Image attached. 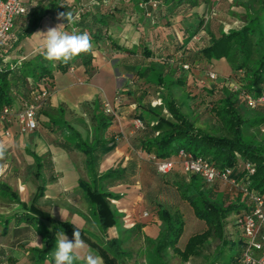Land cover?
<instances>
[{
	"label": "trees",
	"instance_id": "1",
	"mask_svg": "<svg viewBox=\"0 0 264 264\" xmlns=\"http://www.w3.org/2000/svg\"><path fill=\"white\" fill-rule=\"evenodd\" d=\"M210 1L96 0L94 5L88 3L79 6L78 21L71 27L76 28L77 33L87 32L95 43H110L108 45L115 48L117 52L126 53L127 57L138 55L151 59L150 65L144 68L134 66H124V68H129L127 74L133 83L136 81L135 78H139V81L144 80L154 87L165 90L158 93L160 107H164L171 114L173 120L155 114V107L152 105L136 106L130 114V118L140 119L144 128L138 129L137 135L131 140V145L134 150H140L151 155L146 160L152 167L153 174L160 176L165 188L177 190L174 189V192L179 193V198H182L189 205L194 216L204 222V229L190 236L183 250H178L176 244L184 228L182 215L179 210L172 209L157 198L159 196L157 194L159 189H157L153 194V202L156 201L155 215L161 221V229L156 239L160 247L159 252L170 247L184 260L200 257L202 259L200 264H241L239 256L243 239L240 237L236 243H229L225 232V219L233 212L237 214L242 210H249L248 202L242 193L235 190L228 191L218 184L210 187L198 175H190L188 182L182 176L179 184L178 180L165 179L164 176L166 175L159 174L155 165V159L170 158V156L176 155L181 148L191 152L194 156L207 158L212 164L220 168L237 165V153L242 156L243 160L254 163L255 170L250 175V189L264 195V146L244 137V130L241 126L244 120L240 114L241 103L246 107L241 96L242 93H249L255 97L264 95V0L241 1L240 5L243 7V14L240 16L241 24L235 28L225 30L217 22L205 23L201 16H198L194 22L185 20V27L181 24L179 27L175 25L180 17L191 13L195 7L202 3L209 4ZM78 2V0L70 2L52 0L48 5L29 11L27 15L15 19L14 26L6 39L0 41V107L11 105L19 108L38 86L41 84L51 86L55 71L66 72L68 68L78 64L89 76L91 75V51L81 54L68 64L45 60L42 49L30 59H26V55L19 56L17 54L13 57V62L9 61V51L18 46V50H21L23 39L34 33L44 17L49 15L61 24L68 25L66 20L57 19L58 14L71 11L75 15ZM141 2L146 5L140 7ZM139 17L145 20L143 27H145L147 37H153V41L148 44V38L144 37L142 43L138 44L139 47L133 46L131 48L108 41L109 25L115 20L120 22L124 19L125 21H133ZM24 22L26 25L22 27ZM135 24L136 30L144 32L141 26ZM16 25L19 29L17 37L11 35ZM158 27L162 29L158 30ZM165 27H171L173 38L170 44L163 47L162 42L161 45L158 44L157 33L159 34L158 31L161 32ZM153 28L155 29L152 32ZM201 29L205 30L208 41L199 37L201 41L198 40V45L200 47L196 50L187 49L186 43L200 34ZM11 47L12 49H10ZM179 59H184L183 63L186 64L189 62L192 64L196 62L212 64V62L221 59L228 62L233 70L230 75L231 79L239 84L240 90L235 93L221 91L222 97L218 99L217 106L211 108V111L219 119H222L224 127L228 129L227 135H213L204 132L196 128L194 123L180 112L170 90L172 84H176L178 87H184L185 84L183 63L181 62L179 67L173 66L174 62H179ZM112 60L111 62L116 64ZM178 68L181 70L179 77L175 79ZM129 94H132L131 91ZM100 107L101 102L98 100L85 103V108L90 117V126L93 130L91 142L88 139H83L80 133L63 121L62 109H59V121L51 118V122L60 126L58 122L62 120L70 130L69 136L61 145L63 148L70 149L73 147L84 154L85 167L90 180L79 179L78 187L87 203L93 208V213L98 217L99 223L105 228H111L117 224V215L108 201L109 197L115 198L114 194L109 192L107 188L117 183H130L136 174V163L130 161L125 167L118 165L99 174L97 147L103 144L105 146L103 152H109L115 147L114 141L109 146L104 143V132L112 125L114 117L100 111ZM153 115L156 116V119L151 118ZM261 122H264V117L256 118L248 125L252 126ZM32 157L36 175L40 177L41 182L35 197L37 199L43 195L45 188V182L41 177L43 165L40 156L32 153ZM244 175V172L235 170L234 177L237 179L241 180ZM210 188H218L219 191L223 190L225 193H222L223 196L219 199L218 194ZM3 189L9 190V187L0 185V190L3 191ZM229 195H234L237 198L229 200ZM179 198L176 200L180 201ZM16 202L23 204L18 197ZM24 206L28 211L21 217L27 224L34 225L35 220H37L36 216L51 222V230L48 233L52 240L58 231L62 230L66 235L73 237L74 231L79 230L85 245L96 251L102 257L104 264H121V255L125 252L122 249V240L117 236L101 243L71 221L52 218L49 213L39 209L34 202L27 205L23 204ZM211 240L219 243L212 247L210 245ZM227 245L230 248L226 252ZM48 250L46 248L42 251L44 253L37 252L40 263L50 256H45ZM225 253L227 254L225 255ZM227 256L228 259L225 258Z\"/></svg>",
	"mask_w": 264,
	"mask_h": 264
},
{
	"label": "rangeland",
	"instance_id": "2",
	"mask_svg": "<svg viewBox=\"0 0 264 264\" xmlns=\"http://www.w3.org/2000/svg\"><path fill=\"white\" fill-rule=\"evenodd\" d=\"M23 1L27 5L31 4V0ZM50 1L52 0H33L30 12L39 7H44L45 5H48ZM67 1L70 2L74 0ZM216 2L210 5V10L212 8H215L214 11L217 15V19L222 22V27L225 30L238 27L241 24L240 16H242L243 14V7L240 5L241 0H223L221 1L222 3L220 5L215 6ZM199 13L201 15L203 12ZM58 24L61 23L55 18L49 15L44 17L40 21V26L34 31V33L29 37L23 39V41L21 42L23 45L21 50H18L19 46L13 49L12 47L10 48L12 50L9 51V61L13 62V57L17 54L19 56L26 55V59L32 58L36 53H38L42 49L43 46V35L38 32H46L49 28L55 27ZM180 24L181 26H186L183 20H178L175 23V25H177L178 27L180 26ZM25 25L26 24L24 22L22 24V27ZM121 27V25H118L114 27V29H111L109 36L113 38L115 43H122L125 44L126 47H130L132 45V41H128L129 36L128 34H126L128 32L122 30ZM18 30V26L16 25L14 27V30H12L11 35L17 37ZM64 30L68 31L66 27L64 28ZM200 35H203L204 38H206L207 36V34L201 32V34L195 36L196 39L192 38L193 43L198 42L199 39L197 38H199ZM199 44L201 45V43ZM183 60L184 59H179V62H174L173 66H181ZM138 61L139 60H137L136 57L129 56L128 58H123L122 60H120L119 63L123 66V64H133L138 63ZM119 63L118 66L120 65ZM145 63L148 64V62ZM217 63L218 62L216 61L215 64ZM224 63H226L227 66L230 67L226 60L224 61ZM183 69L185 71L183 73L185 79L184 87H178L176 86V84H172L170 87L172 96L176 101L180 112L184 116H186L190 121H192L196 128L204 132H208L213 135H227L228 129L224 127L222 119H219L213 113V111H211V108L215 107V105L217 106L218 99L222 97L221 91L225 90L226 92L231 91L235 93L234 89L238 88L237 83L231 79L230 75H220V73L217 72V67H213L207 63L203 64L200 62H196L192 64L189 62L188 68ZM180 70L181 69L178 68L177 71L179 72ZM209 70H212L217 74L218 77L216 80H210L207 77V72ZM135 80L136 81L133 84H129L131 87L130 89H132L131 92L133 93V98L135 102L134 105H136L139 101L144 105H152L153 107H155V114H158L166 119L173 120L171 114L164 107H160L158 93L163 92L165 90L160 89L159 87L151 86L150 83H147L146 81L138 82L139 78H135ZM123 104L124 103H122L120 106H122ZM61 106L66 110L65 117L69 119L71 123L75 124L79 128L88 129V122H84L82 119L81 121L79 120L80 114H84L81 116V118L83 119H86L88 115V111L86 110L84 103L79 105V107L77 108H73L74 106L69 105ZM240 106H242L240 114L242 119L244 120V123H242L241 125L244 130V137L246 139L252 140L258 145L264 146V122L254 124L252 126L248 125L253 120H256V118L264 117V107H261L262 105L259 104V106H257L258 108L251 110L250 108L245 107L243 103H241ZM48 112L50 113V115H55L57 111L52 110L50 108ZM39 114L38 117L41 116L40 111ZM108 116L114 117L115 115L112 114ZM151 118L156 119V116L153 115ZM46 122L47 121H40V123L45 127ZM134 127L135 126L133 125V130L135 131L133 134L127 137V143L131 142L132 138L136 134L135 132L138 131ZM15 140L16 141L14 142V150H9V152H7L6 150L4 158L0 159V181L3 180L6 182V184L8 183L7 185H9L14 191H17V193L21 191L19 188H21L22 185L23 189L26 190L24 193L26 194L25 196L27 197V201L34 202L35 205L40 209L39 198H35L36 194L38 193V187H40L41 185L39 179L40 177L36 175L35 168L32 165V159L30 155L25 151L24 145L26 140L19 138H16ZM73 153H75L73 154V156L76 155L74 157H76L75 162L76 168L79 172V178L84 181H88V178H86V174L83 171L84 169H82L81 166L83 162V155L77 151H73ZM144 157L145 159H148L146 154H144ZM174 157L175 155L170 156V158ZM236 158L238 162H241L243 160L242 156L239 154ZM141 169V175L143 176V181L145 182L144 192L146 200L145 204H147V207H145L146 209L141 210L138 213L137 221L133 222V224L130 225L127 230H122L121 226H123V223L120 222L121 215L114 208V200L112 198L110 200V197L108 198L109 203L113 206L117 215V224L116 226H114L116 229V236L120 240H122V249L125 252L121 255V264H200L202 261L200 257H191L188 260H184L170 247L166 248L162 252H159L160 247L156 239L161 229V221L158 216L155 215L156 203L150 206V204L153 202V194L157 189H159L157 193L159 194V196L157 198L162 201V203H165V205L170 206L172 209L179 210L180 214L182 215L180 216L184 221V228L183 233L176 244L178 250H183V247L190 236L195 233L201 232L204 229V222L194 216L192 209L189 207V205L185 204L186 202L182 200V198H179L178 192H174L175 188H165L163 186L160 176L158 174H153L152 167L149 164H144ZM181 173L182 172H180L179 169L176 168L166 174V176L164 177L165 179L170 178L171 180H178V183L180 184V180L182 176H184L188 182L190 179V175H183ZM210 189L213 190L214 193L216 192L218 194L219 199L223 196L222 193H225L223 190L219 191L218 188ZM76 192L80 193V191ZM178 198L181 201V205L176 204V199ZM236 198L237 197L234 195H229V200H235ZM76 206L79 209H82L79 202L76 203ZM91 209V217L89 216L90 213L87 208H85L84 211L85 215L87 216V219L84 220L85 228L80 225H75L78 228L87 231L88 234L91 237H94L98 242H106L115 233L111 234L110 232H107L109 228H105L99 223L98 217L93 213V208ZM17 213L18 210L15 213L11 211L9 214L6 213V217H0V264H54V259L52 258L51 254L56 245V236L53 240L49 236L48 231L51 230V222L49 220H43L36 216L37 220H35L34 225L27 226L28 230L22 231V233H20V235L16 236L14 239L12 236L13 226H15V228L18 226L26 227L23 221H17ZM144 213H147V215H144ZM49 214L52 218H57L51 213ZM235 216L236 213L233 212L229 217L225 219V232L227 235V240L230 241L229 243H236L241 237L240 229L234 225ZM6 223L9 224L6 226ZM66 236L69 240L74 239L69 235ZM211 241L212 242L210 245L212 247L219 243L215 240ZM210 245L208 246L210 247ZM46 248H48L49 250L45 254V256H50L46 258L45 261L40 263V260L38 259L39 254L37 252H42L46 250ZM229 248L230 246L227 245L226 252ZM89 251L99 256L96 251H93V249H91L87 245L82 251V255ZM226 254L227 253H225V255ZM100 258L102 259V257ZM225 258L228 259V256ZM77 264H83V260L77 262ZM102 264H104L103 259Z\"/></svg>",
	"mask_w": 264,
	"mask_h": 264
},
{
	"label": "crops",
	"instance_id": "3",
	"mask_svg": "<svg viewBox=\"0 0 264 264\" xmlns=\"http://www.w3.org/2000/svg\"><path fill=\"white\" fill-rule=\"evenodd\" d=\"M216 1L212 0L209 2V4L202 3L201 5L195 7L191 13L185 15L184 17H180L179 20H189V22H194L198 16L202 15L205 23L210 21L212 23L217 22L221 24L222 22L217 19V15L214 11L215 8L210 10L211 4L216 2L215 6L220 5L222 3L221 1L223 0ZM199 12L203 13L200 15ZM135 23H137L138 26H141L144 32L136 30L137 26ZM144 23L145 20L141 17L138 19L135 18L133 21H125L124 19L120 22L119 20H115L109 25L107 32V37L109 39L108 41L115 43L113 38L109 36L110 30L114 29V27L118 25H121V29L125 30V32H128L126 33L129 36L128 41H132V45L130 47H126V45L122 43L115 44L126 48L138 46L139 43H142V39L144 37L148 38L145 27H143ZM171 26L173 27L172 24ZM160 28L161 27H158V30ZM154 29L155 28H153L152 32ZM155 32L157 31L155 30ZM158 32L159 34L157 33V35L159 38V45L162 44V46L164 45L163 47H165V45L171 43L173 38V31L171 30V27H165L163 30H161V32ZM201 32L205 33V30H201L200 34ZM200 37V39L204 38L203 35H200ZM149 38H151V36H149ZM149 38L147 40L149 41L148 44L150 41H153V37L151 39ZM205 39L207 40L208 37ZM106 44L105 42L95 43L92 41V70L90 76L78 64H72L75 66L74 71H71L69 68L66 72L55 71L54 78L50 86L51 96L43 104L41 107L42 109L40 108L41 116L38 117V128L35 131L22 135L19 133L16 126H12L10 127L11 135L6 136L4 134V125L0 122V143L5 144L6 150L9 152V150H14V142L16 141V138L26 140L24 148L32 159L33 167L34 159L32 157V153L42 158L43 169L41 171V177L45 182V188L43 195L39 198L40 209L51 213L53 216L57 217V219L67 221L69 220L76 225L84 227V220L87 219V216L84 212L85 208L88 209L89 213L90 211L92 213V207L87 203L78 187V181L80 178L79 172L76 168V157H74L76 155L73 156V154H75L73 151H77L83 155V162L81 166L82 169H84L83 171L86 174V178H88L87 180L89 181L90 178L85 167V156L82 152L76 150L73 147L66 149L61 145L64 143L66 137L70 134V130L64 125V122L72 126L78 133H80L83 139H88L89 142H91L93 130L90 126L91 122L88 115V119L81 118V116L84 114H80L79 117L80 121L82 119L84 122H88V129L79 128L65 117L66 110L61 105H69L74 106L73 108H77L83 103L85 104L94 100H98L101 102L100 111L103 112L104 103H111L116 112L112 120V125L104 132V143H106L105 145L109 146L110 143L114 141L115 147L109 152H103V148L105 147L103 144H100L97 147L96 153L99 156L98 172L99 174H102L104 171L110 168H115L118 165L125 167L130 161L136 163V174L132 177V181L130 183H117L110 185L107 188L109 192L114 194L115 198H112L115 202L114 208L121 215L120 222L123 223V226L121 227L122 230L125 231L130 225L133 224V222L137 221L138 213L147 207V204H145L146 200L144 192L145 182L143 181V176L141 175V167H143L144 164L147 165L148 161H146L144 157V154L146 153L140 150H134L131 142H126L127 137L133 134L135 131L133 130L134 119L130 118V114L133 112L136 106L144 104L139 101L136 105H134L135 102L133 93L131 92L132 94H129V91L132 90L130 89L131 87L129 84H133V81L132 79H129V75L127 74L129 68H124V66L144 68L150 65L149 62L151 59H146L137 55L136 59L139 60L138 63H126L122 66L119 61L123 58H128L127 54L117 52L115 48H112L110 45ZM199 47L200 46L198 45V42L193 43L192 40H189L186 43L187 49L196 50ZM112 59L116 64L111 62ZM224 61V59H221L217 61V64H215L216 61H214L209 65L217 67V72H219L220 75L229 76L232 74L233 70L228 67ZM145 62H148V64ZM118 63L120 64L119 66ZM178 77L179 72L177 71L175 79ZM142 81L144 82V80H140L138 82ZM117 94L120 95V103L114 101V98ZM122 103L124 104L120 106ZM50 108L57 111L55 115H50L48 112ZM59 109L63 110L64 121L62 122L61 120L58 122L60 126L51 122V118L59 121ZM40 121H47L45 125L48 129L43 126ZM137 132L138 131L135 132V135H137ZM146 155L147 158L148 156H151L149 154ZM7 184L3 180L0 181V185ZM7 186L9 187V190L3 189L4 192L0 190V217H6V213L9 214L11 211L15 213L18 210L17 221H23L24 225H26V227L18 226L16 228L13 226L12 236L15 239V237L20 235L22 231L28 230L27 226L31 225L27 224L24 220H22L21 217V215H24L27 213L26 211H28L25 206L23 207V204L27 205L31 202L27 201V197L25 196L26 194L24 193L26 190L23 189L22 185L21 188H19L21 190L19 193L11 189L9 185ZM76 191H80V193H77ZM17 197L21 202H23V204L16 202ZM78 202L80 203L82 209H79L76 206V203ZM152 204H155V202H152L150 206H152ZM176 204L181 205V201L176 200ZM91 213L89 215L90 217L92 215ZM19 217L21 218L19 219ZM8 224L6 223V226ZM107 232H110L111 234L115 233L112 237L116 236L115 227L109 228Z\"/></svg>",
	"mask_w": 264,
	"mask_h": 264
},
{
	"label": "built area",
	"instance_id": "4",
	"mask_svg": "<svg viewBox=\"0 0 264 264\" xmlns=\"http://www.w3.org/2000/svg\"><path fill=\"white\" fill-rule=\"evenodd\" d=\"M78 1V9L75 13L77 17L80 5L88 3L94 5L96 2V0ZM32 2L33 0L30 1V5H27L23 0H0V41L6 39L16 18L29 13ZM139 5L143 7L146 4L141 2ZM71 26L65 25L68 32H71L72 29L76 30ZM193 38L196 39V37ZM182 67L186 69L188 64L183 63ZM69 69L74 71V66ZM207 77L210 80H216L218 76L214 71L209 70ZM237 86L238 88L234 89L235 92L240 87L239 84ZM50 94V87L47 84H41L31 92L30 97L23 101L19 108L11 105L1 106L0 122L4 125V134L10 136V127L12 126H16L22 135L35 131L38 128L40 108L49 99ZM241 96L246 107L250 109H255L259 104L264 105V95L255 97L249 93H242ZM114 101L121 102L119 94L115 96ZM103 112L108 115L115 114L111 103L108 102L104 103ZM133 124L137 130L144 128L140 119H134ZM237 155L236 153V157ZM155 165L157 172L161 175H166L177 168L183 174L198 175L210 187L218 184L228 191H240L248 202L249 210H242L236 214L234 219V225L240 229L243 239L239 262L241 264H264V195L250 189V175L254 173V163L242 160L235 166L220 168L212 164L207 158L194 156L191 152L181 148L174 158L155 159ZM235 170L245 173L241 180L234 177Z\"/></svg>",
	"mask_w": 264,
	"mask_h": 264
},
{
	"label": "clouds",
	"instance_id": "5",
	"mask_svg": "<svg viewBox=\"0 0 264 264\" xmlns=\"http://www.w3.org/2000/svg\"><path fill=\"white\" fill-rule=\"evenodd\" d=\"M77 16L71 11L58 14L57 19L66 20L68 25L76 22ZM65 24H58L49 28L46 32H38L43 35L42 55L50 62H62L68 64L71 60L92 49V38L87 32L77 33L65 31ZM6 146L0 143V159H3ZM73 240H69L61 230L56 233V245L52 251L54 264H77L83 260V264H102V259L91 251L82 255L86 245L81 238L79 230L73 233Z\"/></svg>",
	"mask_w": 264,
	"mask_h": 264
}]
</instances>
